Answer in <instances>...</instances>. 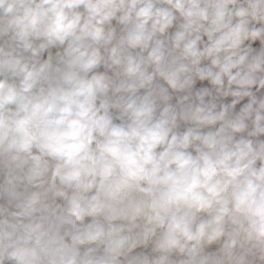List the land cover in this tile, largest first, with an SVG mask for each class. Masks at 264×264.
Segmentation results:
<instances>
[{"label":"clouds","instance_id":"obj_1","mask_svg":"<svg viewBox=\"0 0 264 264\" xmlns=\"http://www.w3.org/2000/svg\"><path fill=\"white\" fill-rule=\"evenodd\" d=\"M0 264H264V0H0Z\"/></svg>","mask_w":264,"mask_h":264}]
</instances>
